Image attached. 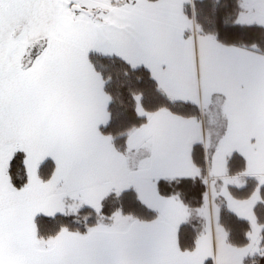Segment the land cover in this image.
Listing matches in <instances>:
<instances>
[{
	"label": "snow or ice",
	"instance_id": "1",
	"mask_svg": "<svg viewBox=\"0 0 264 264\" xmlns=\"http://www.w3.org/2000/svg\"><path fill=\"white\" fill-rule=\"evenodd\" d=\"M0 264H264V0H0Z\"/></svg>",
	"mask_w": 264,
	"mask_h": 264
}]
</instances>
